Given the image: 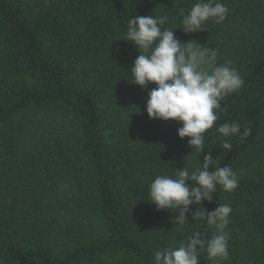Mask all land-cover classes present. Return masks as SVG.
I'll use <instances>...</instances> for the list:
<instances>
[{
  "label": "trees",
  "instance_id": "obj_1",
  "mask_svg": "<svg viewBox=\"0 0 264 264\" xmlns=\"http://www.w3.org/2000/svg\"><path fill=\"white\" fill-rule=\"evenodd\" d=\"M197 0H0V264H154L194 232L192 219L227 204L228 257L215 264H264V0H220L223 22L185 34L181 20ZM166 16L162 30L217 53L244 81L192 152L180 124L150 120L149 84L130 83L138 56L129 19ZM241 125L222 148L217 129ZM251 132L241 139L245 128ZM230 166L239 183L211 202L157 211L149 186L158 175ZM191 186V182H186ZM203 208V209H201ZM200 264H214L201 253Z\"/></svg>",
  "mask_w": 264,
  "mask_h": 264
},
{
  "label": "clouds",
  "instance_id": "obj_2",
  "mask_svg": "<svg viewBox=\"0 0 264 264\" xmlns=\"http://www.w3.org/2000/svg\"><path fill=\"white\" fill-rule=\"evenodd\" d=\"M228 8L220 0H197L190 11L183 15L181 24L185 34L205 31V22H223ZM166 16H136L128 20L126 40L139 53L131 69L130 83L145 88L155 85L147 95L144 111L152 120L174 121L180 124L177 137L188 138L193 153L204 152V134L211 129L224 111L221 101L225 96L238 92L244 84L240 74L228 64L218 65L217 53L195 41L178 40L170 29L162 30ZM224 137L222 148L231 151L229 138L241 133V125L226 122L217 129ZM251 128L244 129L241 139L250 135ZM211 154L204 156L200 167L189 173L186 167L176 170L175 176L158 175L149 186L150 203L157 211L176 209L177 225H185L189 206L211 202L219 186L225 192L234 191L239 183L230 166H222L209 172L214 163ZM212 169V168H211ZM191 182L189 186L188 182ZM203 209V208H201ZM232 209L218 205L215 210L195 211L192 219H205L214 228L208 232H194L174 248H159L154 253V264H200L201 253L215 262L228 257L229 233L225 231ZM170 212V211H169Z\"/></svg>",
  "mask_w": 264,
  "mask_h": 264
}]
</instances>
